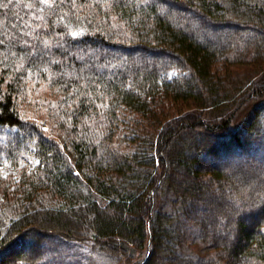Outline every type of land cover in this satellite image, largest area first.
I'll list each match as a JSON object with an SVG mask.
<instances>
[{"label":"trees","instance_id":"trees-1","mask_svg":"<svg viewBox=\"0 0 264 264\" xmlns=\"http://www.w3.org/2000/svg\"><path fill=\"white\" fill-rule=\"evenodd\" d=\"M263 153L264 0H0V264H264Z\"/></svg>","mask_w":264,"mask_h":264},{"label":"rangeland","instance_id":"rangeland-1","mask_svg":"<svg viewBox=\"0 0 264 264\" xmlns=\"http://www.w3.org/2000/svg\"><path fill=\"white\" fill-rule=\"evenodd\" d=\"M219 69H222V64L217 65ZM177 75L176 71L170 72L169 77H174ZM32 95L33 98H30L29 100L23 97V100L20 101V106L22 108V113L25 115L26 118L36 121L37 123L44 126V130L50 135L51 137H54L58 139L62 145L64 146L66 152L70 156L72 160H75L76 157L71 151V148L67 147L65 141L62 139L56 128L53 127L49 117H48V109L44 106L48 104V101H50L52 97V93L45 88V86L42 84H35L32 85ZM264 154V153H263ZM262 154V158H264V155ZM261 166L264 167V159L260 161ZM38 164L37 160H34L33 158H25L21 160L19 166L15 167L12 165L9 161L2 159L0 160V177H2L3 184L0 185V207L3 206L4 203V192H5V186L7 185H14L15 182L18 181V179L21 176V171L24 169H27L30 171L32 168L36 167ZM191 181V180H190ZM191 182H194V179H192ZM194 184V183H193ZM192 185V183H191ZM193 186V185H192ZM220 232H222L220 230ZM71 244V243H70ZM26 244H24L23 247H25ZM73 248L70 251L72 255L71 258H67L66 260H62L61 264H76L75 260L78 261V264H134L137 260V257H135L133 260H129V258L126 257H115L113 255L107 254V253H101L98 251H94L92 258L88 256L89 248L87 246H78L75 244H72ZM22 247V248H23ZM52 250H57L58 248H63L64 250H68V246L59 244L58 246H55L54 244L51 245ZM200 254H205L206 251L199 249L198 250ZM147 253V250L140 253V258L145 257ZM65 259V258H64ZM139 262V261H138Z\"/></svg>","mask_w":264,"mask_h":264},{"label":"snow or ice","instance_id":"snow-or-ice-1","mask_svg":"<svg viewBox=\"0 0 264 264\" xmlns=\"http://www.w3.org/2000/svg\"><path fill=\"white\" fill-rule=\"evenodd\" d=\"M42 2L47 4L50 2V0H42ZM73 35H76V33H73Z\"/></svg>","mask_w":264,"mask_h":264}]
</instances>
